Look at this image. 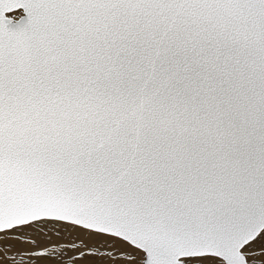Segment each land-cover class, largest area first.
Wrapping results in <instances>:
<instances>
[{
    "label": "snow or ice",
    "instance_id": "6c2138e0",
    "mask_svg": "<svg viewBox=\"0 0 264 264\" xmlns=\"http://www.w3.org/2000/svg\"><path fill=\"white\" fill-rule=\"evenodd\" d=\"M0 264H264V0H0Z\"/></svg>",
    "mask_w": 264,
    "mask_h": 264
}]
</instances>
